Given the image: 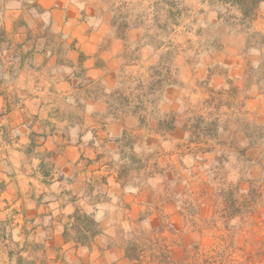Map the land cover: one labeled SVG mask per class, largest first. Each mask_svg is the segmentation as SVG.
<instances>
[{
  "label": "crops",
  "instance_id": "obj_1",
  "mask_svg": "<svg viewBox=\"0 0 264 264\" xmlns=\"http://www.w3.org/2000/svg\"><path fill=\"white\" fill-rule=\"evenodd\" d=\"M193 1L205 25L228 20L231 28L208 42L202 60H182L181 81L209 72L216 84L244 86L246 109L263 119L264 92L251 75L263 66L264 43L255 36L264 37V0L249 15L232 0ZM4 2V37L16 54L6 59L0 46V96L11 108L0 153V264H147L130 257L131 235L151 228L163 208L179 209L169 205L180 194L162 188L169 176L158 171L179 166L170 154L159 157L157 170L130 158L177 146L187 132L177 121L170 132L159 130L156 118L143 122L120 103L126 75L148 52L147 28L120 22L138 17L122 15L124 0ZM181 89L168 85L161 98L176 103ZM86 215L98 233L84 242Z\"/></svg>",
  "mask_w": 264,
  "mask_h": 264
},
{
  "label": "rangeland",
  "instance_id": "obj_2",
  "mask_svg": "<svg viewBox=\"0 0 264 264\" xmlns=\"http://www.w3.org/2000/svg\"><path fill=\"white\" fill-rule=\"evenodd\" d=\"M232 1L244 10L246 0ZM124 2L128 11L122 15L138 17L120 22L147 28L143 38L148 52L126 75L120 103L140 112L143 122L148 115L156 118L159 130L170 132L175 121L187 129L185 142L177 146L169 142L166 148L131 155L135 167L150 164L155 170L159 157L173 155L172 162L179 167L168 171L161 166L158 171L169 176L162 188L180 195L178 204L169 205L179 207L177 211L167 213L163 208L151 228L131 235L129 252L147 264H264V117L246 109L244 86L229 80L216 84L209 72L186 85L179 73L182 60H202L208 42L231 28L230 22L224 20L217 28L205 25L194 13L193 0ZM5 7L0 0V46L6 51L1 53L13 60L16 47L3 32ZM255 39L264 43V37ZM262 65L251 76L256 89L264 92V59ZM168 85L182 86L178 91L182 99L165 104L161 94ZM164 107L174 113L164 118ZM81 220L86 227L85 216Z\"/></svg>",
  "mask_w": 264,
  "mask_h": 264
},
{
  "label": "trees",
  "instance_id": "obj_3",
  "mask_svg": "<svg viewBox=\"0 0 264 264\" xmlns=\"http://www.w3.org/2000/svg\"><path fill=\"white\" fill-rule=\"evenodd\" d=\"M238 1L242 3V0H238ZM259 1H261V0H246V4L244 5V10H243L244 14L249 15L250 11L253 10L254 7H256V5L258 4ZM85 218L88 221L87 226L85 228H86V231L89 233V236L88 235H82L80 237V240H82L84 242L87 241V239L93 238L98 233L96 221L87 215L85 216ZM128 254H129V252H128ZM129 255H130V257H135V255H133L131 253Z\"/></svg>",
  "mask_w": 264,
  "mask_h": 264
},
{
  "label": "built area",
  "instance_id": "obj_4",
  "mask_svg": "<svg viewBox=\"0 0 264 264\" xmlns=\"http://www.w3.org/2000/svg\"><path fill=\"white\" fill-rule=\"evenodd\" d=\"M11 113V108L3 103V98L0 96V153L4 146V137L6 135V123Z\"/></svg>",
  "mask_w": 264,
  "mask_h": 264
}]
</instances>
